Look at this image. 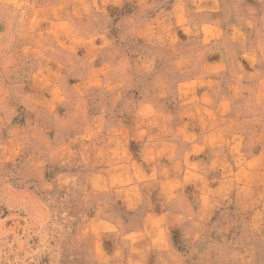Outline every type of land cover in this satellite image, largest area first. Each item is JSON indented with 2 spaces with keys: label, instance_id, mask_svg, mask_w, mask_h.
Masks as SVG:
<instances>
[{
  "label": "rangeland",
  "instance_id": "obj_1",
  "mask_svg": "<svg viewBox=\"0 0 264 264\" xmlns=\"http://www.w3.org/2000/svg\"><path fill=\"white\" fill-rule=\"evenodd\" d=\"M0 264H264V0H0Z\"/></svg>",
  "mask_w": 264,
  "mask_h": 264
}]
</instances>
